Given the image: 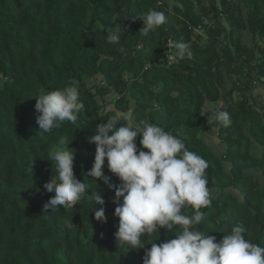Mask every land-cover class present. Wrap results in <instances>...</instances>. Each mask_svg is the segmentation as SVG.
Here are the masks:
<instances>
[{
    "label": "trees",
    "instance_id": "trees-1",
    "mask_svg": "<svg viewBox=\"0 0 264 264\" xmlns=\"http://www.w3.org/2000/svg\"><path fill=\"white\" fill-rule=\"evenodd\" d=\"M149 9L163 11L167 22L145 36L133 15ZM120 22L127 31L108 43ZM179 42L190 44L191 56L179 54ZM169 55L175 61L165 64ZM72 81L84 104L77 122L43 132L34 95ZM257 84H264V0H0V264H143L144 248L115 239L114 190L87 175L96 147L89 139L116 111L159 124L208 162L211 205L201 209L198 230L219 240L239 224L246 239L264 246V186L251 173L264 179V105L248 99ZM217 110L229 112V126L215 119ZM203 131L225 150L208 144ZM61 140H71L74 174L90 188L73 209L44 212L54 193L43 185L56 175L47 159ZM103 171L120 183L107 159ZM96 188L106 223L95 218ZM171 238L161 228L141 240Z\"/></svg>",
    "mask_w": 264,
    "mask_h": 264
},
{
    "label": "clouds",
    "instance_id": "clouds-1",
    "mask_svg": "<svg viewBox=\"0 0 264 264\" xmlns=\"http://www.w3.org/2000/svg\"><path fill=\"white\" fill-rule=\"evenodd\" d=\"M136 18L142 19L144 26L140 30L145 36L167 22L165 13L157 9L133 15V20ZM125 31L127 28L121 22L115 25V31L106 35L107 42L119 43ZM177 48L181 56H191L189 43L179 42ZM34 97L36 122L45 133H51L65 121L75 124L84 108L76 81ZM215 119L224 126L231 124L226 110H217ZM121 120L125 123L121 124ZM138 135L140 148L136 143ZM70 141L61 140L64 146L54 147L47 159L55 162L56 175H51L43 185L44 190L54 193L44 203V212L49 209L54 212L58 206L73 209L90 188L74 174V151L66 147ZM89 142L96 147L88 177L94 182L102 180L115 192L114 216L119 218L115 239L128 249L144 248L143 264H264V246L246 239L245 229L239 224L233 225L230 233L219 240L198 230L204 219L201 209L211 205L205 175L208 162L189 150L183 139L159 124L134 122L130 111H116L96 126ZM105 159L108 170L119 179L118 185L104 174ZM98 188L90 197L101 205L95 211V218L106 223L105 199ZM188 206L194 209L191 215L185 214ZM177 227L180 231H176ZM161 228L174 233V238L159 244L142 242V236L159 233ZM148 243L151 247L145 248Z\"/></svg>",
    "mask_w": 264,
    "mask_h": 264
},
{
    "label": "rangeland",
    "instance_id": "rangeland-1",
    "mask_svg": "<svg viewBox=\"0 0 264 264\" xmlns=\"http://www.w3.org/2000/svg\"><path fill=\"white\" fill-rule=\"evenodd\" d=\"M204 4L207 5L208 0H204ZM246 35H248L247 36L248 40L245 42H247L249 45L251 43L249 40L250 36H249V34H246ZM248 99L251 103H254V102L257 103V105H256L257 109H259L262 105H264V84L263 85L257 84V86H255L251 91H249L248 92ZM220 105H221V103H220ZM200 135H201V137L204 138L205 141L208 139L207 140L208 144H210L211 146L216 148L218 151H224L225 150L226 146L220 142V140L218 139L216 134L213 133L211 135H207V133H205V131H203ZM258 180L260 181L259 177H258ZM262 184H264V180L262 181ZM214 194H215V192H214Z\"/></svg>",
    "mask_w": 264,
    "mask_h": 264
},
{
    "label": "crops",
    "instance_id": "crops-1",
    "mask_svg": "<svg viewBox=\"0 0 264 264\" xmlns=\"http://www.w3.org/2000/svg\"><path fill=\"white\" fill-rule=\"evenodd\" d=\"M208 140V139H207ZM206 140V142H207ZM208 143V142H207ZM216 149V148H215ZM252 151H253V154L255 155H260L261 152H262V148H260L259 146H257L255 143L252 144ZM252 174L256 175V177H260L261 174L260 173H256L254 171L251 172ZM261 180V184H262V181L264 180L263 178L260 179ZM262 186H264V184H262Z\"/></svg>",
    "mask_w": 264,
    "mask_h": 264
},
{
    "label": "built area",
    "instance_id": "built-area-1",
    "mask_svg": "<svg viewBox=\"0 0 264 264\" xmlns=\"http://www.w3.org/2000/svg\"><path fill=\"white\" fill-rule=\"evenodd\" d=\"M171 46V45H170ZM165 64H172L175 61V57L172 55H169L166 59L163 60Z\"/></svg>",
    "mask_w": 264,
    "mask_h": 264
}]
</instances>
